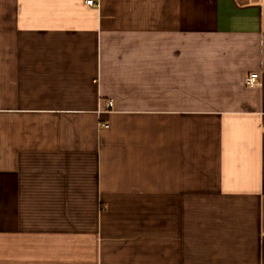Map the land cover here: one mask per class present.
<instances>
[{"label": "crops", "instance_id": "obj_1", "mask_svg": "<svg viewBox=\"0 0 264 264\" xmlns=\"http://www.w3.org/2000/svg\"><path fill=\"white\" fill-rule=\"evenodd\" d=\"M86 1L0 0V264H264V0Z\"/></svg>", "mask_w": 264, "mask_h": 264}, {"label": "built area", "instance_id": "obj_2", "mask_svg": "<svg viewBox=\"0 0 264 264\" xmlns=\"http://www.w3.org/2000/svg\"><path fill=\"white\" fill-rule=\"evenodd\" d=\"M86 4L89 5V6H94L95 5L93 0H87ZM245 84H246V86H248L250 88L255 87L258 84V75L257 74H253V73L249 74L245 78ZM109 106H110V103H109ZM100 127L101 128H106L107 125L105 123H101Z\"/></svg>", "mask_w": 264, "mask_h": 264}]
</instances>
